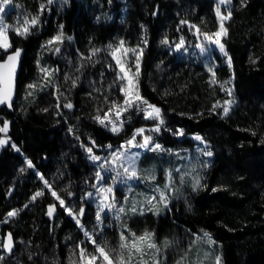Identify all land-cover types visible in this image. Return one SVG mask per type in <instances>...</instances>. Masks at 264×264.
<instances>
[{"label": "trees", "instance_id": "obj_1", "mask_svg": "<svg viewBox=\"0 0 264 264\" xmlns=\"http://www.w3.org/2000/svg\"><path fill=\"white\" fill-rule=\"evenodd\" d=\"M13 3L8 23L16 27L13 16L20 13L39 15V24L27 36L8 32L13 49L22 47L25 54L13 108L0 106L10 138L0 154V221L17 210L2 229L16 238L15 253L3 264H72L73 252L86 243L79 223L89 227L97 214L82 199L97 179V167L82 144L102 152L156 123L130 110L122 130L113 133L95 119L97 111H109L113 96L124 100V81L109 47L120 41L143 49L139 91L162 108L158 140L167 148H190L196 144L191 135H199L213 155L201 186L187 187L185 198L174 200L164 213L131 216L126 233H151L167 258V240L182 241L184 248L195 234L207 231L221 245V264H264V0H232L227 56L215 54L214 77L203 63L172 47L181 38L194 41L192 27L217 32L216 0H70L63 9L47 0ZM41 4L46 6L42 12ZM61 31L63 42L48 44ZM93 49L99 51L93 55ZM7 53L0 49V61ZM46 68L48 76L42 72ZM229 99L233 103L225 115ZM154 157L147 153L143 162ZM26 159L37 171L23 168ZM37 192L43 194L32 199ZM52 192L67 204L74 202L75 215L59 206ZM53 203L58 206L54 221L47 218ZM206 255V264H214L215 257ZM177 259L171 254L167 264Z\"/></svg>", "mask_w": 264, "mask_h": 264}, {"label": "rangeland", "instance_id": "obj_2", "mask_svg": "<svg viewBox=\"0 0 264 264\" xmlns=\"http://www.w3.org/2000/svg\"><path fill=\"white\" fill-rule=\"evenodd\" d=\"M126 1L127 0H124V2ZM0 2H2V0H0ZM216 2H217V7L220 8V12L222 15H227L229 11L232 12V0H230V3L228 4H220L219 0H216ZM53 3L59 9H63L65 7H68V5L70 4V0H66V2H63V0H53ZM4 7H5V12L0 13V16L3 17L4 23L11 25L10 23L7 22L6 16L9 12L13 11L15 8L13 0L10 5H5ZM13 17L16 27H19L23 24L25 18L20 13L14 14ZM228 20L224 21V27L226 29H227L226 24ZM12 26L14 27V24ZM192 28L194 30V34L196 37L194 38V41L191 40L188 41L187 39L184 38L183 39L184 43L181 48H177L176 45H174L172 49L180 53L186 59H189L191 61H199L203 63L208 68V70L209 69L212 70L209 72L211 73V75H213V73H215V67H216L215 54L219 53L223 56L226 55L220 51L218 45L210 44L205 39L204 36L205 33H202L197 27H192ZM225 36L221 37V43L223 45H224ZM143 40L145 43V38H143ZM118 44L119 42L115 46L114 45L112 46L111 52L118 46ZM201 44L204 45L205 51H201V48L199 47ZM124 47L128 48L125 43H124ZM134 49H138V48H134ZM11 50H13V45L12 48L8 50V52ZM117 55L120 56L121 59L125 62L126 68L131 69L132 73L136 71L134 53L129 52L127 56H124L123 50H121V52L117 53ZM113 59L115 60L116 63V59L115 58ZM116 67L120 76L121 75L120 67L117 63H116ZM139 67H140V63H139ZM46 70L47 72L45 71L42 72L48 76L51 70L47 68ZM139 73H140V68H139ZM125 83L126 82L124 81V85ZM138 89H139V82H138ZM139 95H140V91H139ZM142 98L143 100L141 102H138L134 104L132 107H129L128 110L124 111L119 118H116L114 111H110V109H112L113 104L123 106L124 100L121 103L118 101L117 96H113V98H111L110 100L111 108L106 113L111 115L113 119L117 120V126H120V121H123V126H124V122H125L124 115L130 110H136V113L144 114L145 119L156 122L154 125L142 126L140 128L145 129L143 135L152 137V145H150L149 148H151L154 144H160L162 146L161 150L152 151L149 150V148L129 147L126 142L130 140L133 136L120 144L109 145L108 147L104 148L102 152H96L89 145L82 144V147L83 148L85 147L86 151L88 148L92 149L91 153L87 151L88 158L96 165L97 173L99 172L102 177L101 180L96 179L95 186L92 187L91 190L85 192V194H83L82 199L87 200L88 202L93 204L96 208V212H98L99 207L101 206L102 203H114L115 208H111V209L104 208V210L100 212L101 222L99 223L97 222V218H95V222L89 227H86L81 222L79 223V225L84 231V233L88 232L96 240L98 244H101L103 246L104 242H106L107 243L106 250L110 251V255H112L114 260L116 257V253L112 252L111 250L119 249V245L121 243L120 234L124 233V235L128 237L129 243H131L133 239L132 235L126 233L128 232L127 223L128 220L131 218V216L136 214H145L148 212L159 214L167 211L170 207V204L174 200L185 198L186 188L187 187L190 188L191 186L193 187L197 179L200 181L199 186H201L202 177L205 171L209 168L208 166L210 165V160L213 157V155L208 156L205 154L206 152L210 151L208 149L209 147L208 142L204 140L202 136L195 134L191 135V138H193V140L196 141V144L193 147L167 148L166 146H164L158 140V135L161 134L164 126L161 124L160 130L158 132L153 130L156 127V125L159 123V119L163 120L162 108L158 105L148 102L144 97ZM143 101H146L147 103H144ZM229 101H232V99H229ZM232 103L230 105H227V107H229V111L232 107ZM147 105H155L157 108L161 110V115L159 119L153 120L146 118L148 111ZM97 115L103 117L105 113H102L101 111L99 112L97 111L96 116ZM4 125L5 122L0 120V128L4 127ZM99 125L102 128L111 131L110 126L105 127L100 123ZM119 132H113V133H119ZM6 135L7 132L6 133L0 132V139L2 138V136H6ZM178 136L183 138L184 134L183 135L178 134ZM196 137H200L201 139L198 140L196 139ZM9 140L10 138L8 137V143ZM142 142H143L142 136L137 135L136 143L139 144ZM121 151H124L126 153H139L138 158L135 160V170L137 173L135 178L127 179L126 174H124L123 172V169L125 167H129L128 161L126 160L125 157H118L117 162L112 163L113 154L119 153ZM147 153H154L155 159L150 161L149 163L146 162L144 163L143 157ZM91 156H99L101 159L99 161H94L90 158ZM28 161L29 159H26L25 166L23 168L25 169L27 167L37 171L33 167V165L32 166L28 165ZM109 187L112 188V193L109 194L101 191V189L109 188ZM161 192L165 194L166 203L164 200L160 199ZM89 193H91L92 195L89 196L88 195ZM105 195L108 196L107 201L104 200ZM54 197L57 200L56 196ZM62 200L64 201V199ZM57 202L59 206H61L59 200H57ZM73 204L74 202H72V204H67L64 201L63 207L68 211V209H72ZM133 207H136L137 209L135 213L131 211ZM120 208H123L124 211L120 212L119 211ZM15 216L16 215L9 217L7 214L5 219L0 221V247H2L3 239H4V233L2 230L3 226L4 224L11 222V220ZM75 219L78 220L77 217H75ZM145 232L139 233L136 236L137 237L142 236ZM205 233H207V236H205ZM209 238L211 242H209ZM85 242H86L85 245L81 247L85 250V253L88 256L96 255L97 253L95 250V246L91 243L88 237H86ZM152 242H154L158 246L154 237ZM181 244L182 241L180 243L176 241L175 244L174 242L173 243L168 242L165 245V248H167L165 251V254H167V258H166L165 256H162L163 252L159 246L158 247L160 250L159 252H156L155 250L149 249L147 247V243H140L139 246L141 247L144 253L142 260L147 262V264H152L153 260H158L159 264H167V262L169 261V255L173 254L175 256V260L178 258L177 261L174 262L173 264H206L205 262V260L207 259L206 254L209 255V259L211 258L213 259L214 257L216 258L217 256L220 257V253H217V249H220L222 256V248L220 243L207 231L204 232L201 231V233L199 232L195 234L193 236L192 241H190L184 248L181 247ZM79 249L77 252L75 251L73 252L72 264H83L79 256ZM200 249L204 250L206 253L199 254L198 251H200ZM122 252L125 259L127 260L128 250L123 249ZM5 256L6 253L2 251L0 254V264L4 263V259H6ZM139 260H141V256L134 252L132 258V264H137V261ZM97 264H100L99 260L97 261ZM220 264H221V260H220Z\"/></svg>", "mask_w": 264, "mask_h": 264}, {"label": "snow or ice", "instance_id": "obj_3", "mask_svg": "<svg viewBox=\"0 0 264 264\" xmlns=\"http://www.w3.org/2000/svg\"><path fill=\"white\" fill-rule=\"evenodd\" d=\"M12 0H2L0 2V13L5 12V5H10ZM63 2H66V0H63ZM47 3L50 5L53 3V0H47ZM220 4H228L230 3V0H219ZM45 5L41 4L40 5V11H44ZM217 16L219 17L220 20V26L219 30L215 32L214 34L209 35L208 33H205V39L210 43V44H215L219 46V49L221 52H223L226 56L227 53L225 52L224 45L221 43V37L227 35V29L224 27V21L228 20L231 17V12L229 11L227 15H222L220 12V8L217 7L216 9ZM182 23H186L183 22ZM39 24V15L32 16L30 18H25L23 21V24L19 27H13L12 25H8L4 23L3 17L0 16V49L4 50L6 53L10 48H12V44L9 40L8 32L10 29H12L17 35L19 36H27L29 32L31 31L32 27H35ZM62 29V26H61ZM68 39H71V37H68ZM64 40V35L63 32L61 31L58 35L54 36L51 40L48 41V44H52L54 42L57 43H62ZM146 43V41H145ZM162 43L167 44L168 41L165 39L162 41ZM183 38H181L180 43L176 45L177 48H181L183 46ZM109 47H112L109 45ZM201 48V51H205L204 45L201 44L199 46ZM123 50V55L127 56L129 52L135 54V68L136 71L134 73L131 72V69H128L125 67V62L121 59L120 56L117 55V53L121 52ZM21 51L20 49H15L13 52L7 54L6 59L3 62H0V85H3V87H0V104L5 103L6 101H10L11 99V91H12V83L14 80L15 76V71L16 67L18 65L20 56H21ZM55 51L59 52L60 49L56 48ZM93 55L99 51V49H93ZM143 49H128L124 47V41H120L118 46L112 51V56L113 58L116 59V63L120 67V72L121 75L119 76L120 80L125 81V85L123 87V92H124V104L123 106L115 105L113 104L112 109L110 111H114L115 117L119 118L124 111H127L129 107H132L134 104L141 102L143 98L139 95V89H138V77H139V63H140V58L142 56ZM228 63L231 65V57H228ZM42 71L47 72L46 69H42ZM209 71H212L209 69ZM215 76V73H213V77ZM213 83H216L215 79L212 81ZM29 87H35V85H29ZM227 91L230 93L231 89H227ZM144 103H147L146 101H143ZM226 105H230L232 101H226ZM9 106H11L9 104ZM66 107L71 108L72 105L69 103L66 105ZM216 106H214L215 108ZM148 111L146 118L148 119H153L157 120L160 118L161 115V110L157 108L155 105H147ZM224 114L227 115L229 111V107H224L223 108ZM95 119L105 127L110 126V130L112 132H119L123 126V121H120V126H117V120L113 119L111 115L108 113H105L103 117L97 115ZM164 121L162 119H159V123L156 125V127L153 129L154 131H159L160 130V125L163 124ZM0 132H7V123H5L4 127L0 128ZM145 132L144 128H139L136 129V133L133 135V137L128 140L126 143L129 147H139V148H149L150 145H152V137L143 135ZM180 135H183V132L179 133ZM141 135L142 136V143L137 144L136 143V136ZM196 139H201L200 137H196ZM7 141L0 139V144H5ZM95 144V142H92ZM123 147V146H122ZM162 146L160 144H154L149 150L156 151V150H161ZM87 151L89 153L92 152L91 148H88ZM208 156H211L212 153L210 151L205 153ZM139 153H126L124 151H121L119 153H114L113 154V160L112 163H116L118 157H125L126 160L128 161L129 167H125L123 169L124 174H126L127 179H132L135 178L137 173L135 170V160L138 158ZM94 161H99L101 158L99 156H91L90 157ZM28 165L32 166V162L28 161ZM131 169V170H130ZM119 175V173H118ZM96 178L97 180H101L102 177L100 173H96ZM47 184V181H45ZM200 181L197 179L193 187L199 186ZM50 187V186H49ZM215 191V189H213ZM101 191L105 193H112V188H104L101 189ZM42 192H37L32 199H36L37 196L42 195ZM53 196H56L57 200H59L61 206L64 205V201L60 199V197L55 193L52 192ZM89 196L92 194L89 193ZM154 199V198H153ZM160 199L164 200L166 203V197L163 192L160 193ZM104 200H108V196L105 195ZM104 208H115L114 203H102L101 206L99 207V210L97 212V222H101V217H100V212L104 210ZM54 211V206H50L48 215L51 216ZM120 212H123L124 209L120 208ZM133 213L137 211L136 207H133L131 209ZM68 212L70 215H75L72 213V209H68ZM83 208L79 209V215H83ZM16 215V211L13 210L8 213V216H14ZM85 236L88 237V239L91 241V243L95 246L96 250V255H91L88 256L85 253V250L83 248L79 249V256L81 258V261L83 264H97V261H100V264H132V258H133V253H137L141 256V260L137 261V264H147V262L142 260L143 257V251L141 247L139 246L140 243H147V247L149 249L155 250L156 252H159V247L152 242L153 236L151 233L145 232L142 236L137 237L135 233H132V241L131 243L128 242V237L124 235V233L120 234V245L119 249H113L111 250L112 252L116 253L115 260L113 259L112 255H110V251L106 250L107 248V243L104 242L103 246L101 244H98L96 240L88 233L85 232ZM205 236H207V233H205ZM209 242H211L209 238ZM168 242L166 241L165 244ZM8 250L11 251L12 247V237L11 234L9 233L8 235ZM127 249L128 250V258L127 260L125 259L122 250ZM220 257L217 256L215 258L214 264H220ZM152 264H159L158 260H153Z\"/></svg>", "mask_w": 264, "mask_h": 264}, {"label": "water", "instance_id": "obj_4", "mask_svg": "<svg viewBox=\"0 0 264 264\" xmlns=\"http://www.w3.org/2000/svg\"><path fill=\"white\" fill-rule=\"evenodd\" d=\"M16 49H20L22 50L21 51V56H20V59H19V62H18V65L16 67V71H15V76H14V80H13V83H12V91H11V99L10 101H6L5 103H2L0 104L1 107H4L6 106L8 109H12L13 108V105H14V102L17 98V94H18V81H19V75H20V72H21V68H22V61H23V58H24V54H25V49L22 48V47H19V48H16ZM15 49L9 51L7 54L13 52ZM6 54V56H7ZM6 56L3 60H1L0 62H3L5 59H6ZM0 87H3V85H0ZM9 104L11 106H9ZM2 140H5L7 141L5 144H0V154L3 150V148L8 144V137L7 136H2L1 138ZM50 206H54V211H53V214L51 216L48 215V212H47V218L51 219L52 221H54L55 219V216L57 215L58 213V206L56 203H53V204H50L48 206V211H49V208ZM9 233L11 234V237H12V247H11V251L8 250V235ZM16 250V238L13 234V232L11 230H7V232L5 233L4 235V239H3V245L2 247H0V254L2 251H4L6 253V256L5 258L8 259L10 256H12L14 254Z\"/></svg>", "mask_w": 264, "mask_h": 264}]
</instances>
